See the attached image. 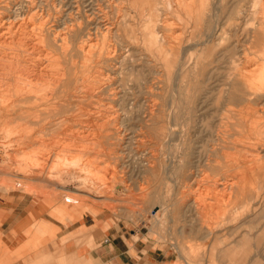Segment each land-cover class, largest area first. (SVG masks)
Instances as JSON below:
<instances>
[{
    "label": "rangeland",
    "instance_id": "rangeland-1",
    "mask_svg": "<svg viewBox=\"0 0 264 264\" xmlns=\"http://www.w3.org/2000/svg\"><path fill=\"white\" fill-rule=\"evenodd\" d=\"M35 1L39 4L45 1L43 9L53 13L54 22L50 23L57 25L56 29L72 27L77 23L86 36L89 31L93 32L91 29L95 24L100 29L105 25L113 26L114 37L107 38L119 49L121 57L118 65L124 64L117 78L131 71H126L125 67H135V75L143 74L154 85L157 78H162L161 84L165 89L163 96L158 99L159 102L165 100L170 103L172 99L179 98L181 91L180 108L175 107L172 112V116L179 121L172 126L166 138L159 135L156 126L152 125H157L166 116L159 114L154 123L147 121L141 110H138L137 103L142 101L132 104V94L138 93L137 88H133V93L126 96L125 110L114 105L119 112L113 125L120 130L119 135L114 138L113 135L103 138L104 132L95 130L94 134H99L96 137L84 125L89 120H98L97 113L91 117L87 115L94 106L101 102L100 110L103 111L110 105L103 96L96 100L88 97L85 100L90 103L84 100L80 109L71 108L64 113L63 122L58 127L54 126L53 130L46 129V126L43 129L45 120L41 121L43 117L38 118L31 124V129L34 130L31 131L32 137H28L30 139L21 144L15 141L21 138L20 132H6L0 128V203L3 205L0 206V264H93L91 257L82 259L83 256L80 255L81 259H78L70 250L73 248V237L77 236L79 230L75 228L77 221L84 219L88 223L84 228L90 229L92 237L97 232L102 233L101 238H106L109 228L117 226L120 232L121 229H127L124 238L129 244L140 238L143 241L146 238L153 240V247L165 259L158 264H222L224 259H232L236 251L231 248L227 250V254L224 251L226 247L233 245L244 228H250L246 221L250 223L253 218V228L261 225L264 227V211L260 209V206L264 209V168H261L259 178L248 183L252 190L248 198L238 196L233 192L235 189L228 188L235 187L241 176V170L236 167L237 163H241L246 157L264 156V136H261L264 135V90L254 106L246 100L251 97L241 96L246 88L233 87L231 83L230 86L224 85V82L227 73L235 72L234 66H231L233 59L237 60L240 68L243 56L252 59L246 62L247 71H257V67L264 63V42L261 43L264 37H261L259 47L253 45L254 29L247 28L248 32H244L248 20L254 26L258 22L264 24V0L260 2L258 14L251 12L250 5L253 0H196L194 9V6L187 5L188 0H159L152 30L154 37L164 36L167 39L163 43L165 49H174L175 54L164 63L167 66L157 58L149 56L147 52V9L150 6L148 8L140 0ZM238 24L243 26L238 28ZM214 25L228 29L227 35H220L218 40L216 36L212 39L206 38L207 29L212 32L210 26ZM130 28L132 32H129ZM255 47H259L260 51ZM99 70L104 71L102 68ZM166 70L170 74L168 77L165 75ZM179 85L181 90L177 88ZM241 92L242 94H238ZM151 99L154 100L155 97ZM231 99L236 101L230 102ZM169 103L165 106L166 112L170 110L167 108ZM241 111L244 113L240 115ZM242 115L244 121H247L246 125L256 122L255 125L260 126L259 134L254 135L257 141L253 139V135H250L251 139H241L231 127L243 124L240 122ZM0 119L5 120L6 117L2 114ZM72 121H75V125ZM79 121L81 125H78ZM62 127L65 128L62 130ZM228 127L231 129L229 134ZM88 138L93 139L92 142L96 141L97 145L92 144ZM240 139L245 142L241 143ZM40 143L42 146L38 147ZM217 151L224 158H229L226 155L231 156L227 166L224 159L218 158V170L215 173L208 172L202 165L194 167L196 155L201 153L204 157L209 153L211 156ZM23 156L32 158L29 162L32 171L27 175L21 173L20 163ZM224 178L227 183L219 184ZM23 193L30 199V204H35L37 212L32 208L23 210ZM18 214L21 220L17 219ZM6 216L9 219L3 222L2 217ZM117 239L115 241L118 243ZM45 244L52 248L53 260L50 262H44L46 256L35 251L41 245L43 249ZM259 245L258 258L261 259L264 257V244L261 242Z\"/></svg>",
    "mask_w": 264,
    "mask_h": 264
},
{
    "label": "bare ground",
    "instance_id": "bare-ground-1",
    "mask_svg": "<svg viewBox=\"0 0 264 264\" xmlns=\"http://www.w3.org/2000/svg\"><path fill=\"white\" fill-rule=\"evenodd\" d=\"M39 1H41V0H39ZM140 1L142 4L147 5L148 8L150 6V8L147 9V10H149V13H147V14H149V24L146 27L147 33H148V43H149L148 47H147V52H148L149 56L155 57L159 61L163 62V64L164 63L166 64L167 61L169 59H171L172 55L175 54L173 51L174 49L173 50H171V48L165 49L163 47V43H165V41L167 39H165L164 36H161L160 38H158V36L154 37V33L152 30V22H153V19L155 17V14L157 13L156 5L160 2H159V0H140ZM173 1H176V0H173ZM181 1H185V0H179V2H181ZM195 1L196 0H188V3L187 2L186 3H187V5L190 4V5L194 6L193 7V9H194L196 6V5H194V4H196ZM202 1H201V3H202ZM44 2H41L39 4V3H36L35 0H0V116L3 114L6 117L5 120L0 119L1 130H4L6 132H12V131H16V133L20 132L21 138H18L15 141L21 144V143L25 142V140L28 139V137H30V138L32 137L31 133L34 132V130L32 131L31 124H34L38 118L43 117L41 121L45 120L43 122V129L46 126L45 127L46 129L53 130L54 126L58 127L60 125V123L63 122L62 118L65 116L64 113L69 112L71 108L76 109V107H77V110H78L81 107H83L81 105L84 103V100L86 98L90 97V99L93 98L96 100V99L100 98L101 96H103V98L105 100L109 101L110 105L107 106L106 108H104L103 111H101L100 106H102V105H99L101 102L98 104L99 106L96 105L97 104L96 103L95 104L96 106H94L93 109H91L92 111H89L88 113L87 112L86 113H87V115H89V117H91L93 114L97 113L98 114L97 115L98 120H95V119L93 121L89 120V122H87V124H84V125L87 128V130H89V133H90V130H91V132H93L95 130L97 132L103 131L104 132V134L102 136L103 138H109L110 135H113V138H114V137H117L119 135L120 130L118 129L117 126L113 125V122L115 121V118L118 117L117 115H118L119 109L122 107V109L125 110V106H124L125 104L124 103L126 102L125 100H126L127 94L130 93L133 88H137V91H138L137 95L132 94L133 92L130 93L134 96V98L132 99L133 100L132 104L134 102L142 101L141 103L140 102L137 103L138 108H139L138 110H141V113L147 118V121H149L150 123H154L155 119L158 117L159 114H161L162 116L164 114L166 116V118L165 117L162 118L158 122L157 125H152V126H156V128L158 129L157 132L159 133V135H162L166 138L169 134L168 133L169 130L172 129V126L177 125V122L179 121V120H177V117L172 116V112H173V108H175V107L180 108L181 91L179 93L178 99H172L170 101V103L168 102L170 108L169 107H167V108L170 110L168 112H166L165 106L168 103L164 99H163L164 101L162 100L163 102L158 101V99H160V97L163 96V92L165 89L164 86L161 84L162 78L161 79L157 78V82L155 83V85L151 84L153 82H150V79L143 77L142 76L143 74L135 75L133 73L135 67L134 68L133 67H131V68L125 67L126 71L128 69L131 71L130 72L127 71V72H125V75L123 77L117 78L118 77L117 75L119 73H121L120 70H123L124 64L121 65L122 67L120 65H118L120 63L119 59L121 57V55L119 53V49L116 47L115 44H111L112 42L110 43L109 42L110 40L107 38L108 36H109V38L114 37L113 26H111V25L106 26L104 24L105 27L102 26L103 28L100 29V27L95 24L94 27L91 29V30H93V32L91 31L92 33H90V31H89V33H87L86 36L83 34L81 27L77 23H76V25H73V26L71 25L72 27H63V28L61 27V29H56L57 25L54 26L52 23H50V21H52V18H53V13H51V11H50V13L48 11L45 12L46 11V10L44 11L45 8L43 9L42 5L45 4ZM208 2H209V0H208ZM260 2H262V1L261 0H253L252 1V5H250V8H252L251 12L253 14H256V13L258 14V12L260 10L259 9ZM51 5L54 6V4H51ZM200 5H199V7H200ZM178 6H179V3H178ZM181 6H182V4H181ZM201 8H203V6H201ZM189 9H192V8H189ZM203 9H205V8H203ZM144 11H146V10H144ZM183 12H185V11H183ZM202 14H203V11H202ZM229 14H230V12H229ZM241 17H243V16H241ZM247 18H249V15L247 16ZM59 19H60V17H59ZM63 19H64V17H63ZM227 19H229V18H227ZM250 19H252V18H250ZM55 20H57V19H55ZM249 21L250 20L246 21L248 25L244 24L246 26V28L244 29V32H246L247 28L249 30L254 29L255 40H254V44L253 43L252 44L253 45L256 44V46H259V42L262 40L261 37H264V24L257 21L258 24H256L254 26L253 22H249ZM52 22H54V21H52ZM227 22H228V20H227ZM238 25H239L238 28L240 26H243L242 24L241 25L238 24ZM217 27H218V25L210 26L212 32L209 29H207L208 32L206 33L205 37L208 39L209 38L212 39L213 37L216 36V39H217V37H219L220 35L226 34V32L228 30L227 28H226L227 30H225V29H222L221 27H218V30H217ZM219 30H220V33L218 32ZM129 32H132L131 28L129 29ZM247 32H248V30H247ZM243 34L244 33L242 32V35ZM165 36H167L166 33H165ZM247 36H248V33H247ZM83 37H85V38H83ZM125 39H127V38H125ZM208 39H207V41H208ZM129 40H130V38H129ZM177 40H179V39H177ZM263 42L264 41L262 40L261 43H263ZM129 43H130V45H132V43L130 41H129ZM170 45H171V43H170ZM172 46H174V44ZM259 47H258V49H259ZM232 48H233V46H232ZM179 49H180L179 51L181 52L182 48L180 47ZM258 49L256 48V50H258ZM262 49H264V48H262ZM248 50H250V48ZM128 51H129V49H128ZM251 51H253V48L251 49ZM258 51H260V50H258ZM258 51H257V53H258ZM175 52L177 55L176 50H175ZM235 52L237 53V51H235ZM233 54H235V53L233 52ZM237 56H238V54H237ZM247 56L249 57V55H247ZM175 57H174V59H175ZM75 59H77L78 61H75ZM237 59H238V57H237ZM259 59H261L260 56H259ZM205 60H207V59H205ZM241 60H242V62H240V65L242 66L241 68L239 67V65L237 66V63H238L237 60H234V59L231 60V63H232L231 66H234L233 68L235 69V72L232 71V73H227V78H226V81L224 82V85L230 86L229 83H231V85L233 87H238V86L240 87L241 86L243 88H246V91L241 96L245 95V96L251 97V99H246V100H247V102L249 100V102L254 104L255 102H257L259 100V95L261 94L262 90H264L261 88V87H264V70H263L264 63L260 64V66L257 67L259 69L257 71L256 70L251 71L250 69L247 71L245 69V66L247 64L246 62H249L252 59L249 60V58H247L246 56H243V59H241ZM203 62H204V60H203ZM179 63H180V61H179ZM165 66H167V65H165ZM100 68L104 69V71L102 72L101 70H99ZM136 68H138V67H136ZM157 73L158 72H156V74ZM168 74H169V72L167 71L165 73L166 77H168ZM222 76L225 77V75H222ZM222 79H224V78H222ZM172 86H173V84H172ZM241 87H240V89H241ZM177 88H180V90H181V85H179V87H177ZM175 89H176V87H175ZM76 90H78V92ZM226 90H228V89H226ZM236 94H237V92H236ZM238 94H242V92L238 93ZM220 96H222V95H220ZM220 96H219V98H220ZM127 97H129V96H127ZM152 97H155V99L154 100L151 99ZM138 98H139V100H138ZM224 98H226V97H224ZM233 99H231L230 102L236 101ZM85 101L87 103L88 102L90 103V101H87V100H85ZM238 101H239V97H238ZM92 102H94V100L91 101V103ZM96 102H99V101H96ZM203 102L201 104H204ZM216 102L218 103V101H216ZM111 103H113V105H111ZM224 103H226V102H224ZM251 103L249 105H251ZM86 105H88V104H86ZM114 105H117L119 109L115 108ZM215 105H217V104H215ZM255 105H257V104H254V106ZM90 107H92V106H90ZM221 107L223 108L224 106L221 105ZM235 107H237V105ZM247 107H249L248 104H247ZM239 108H242V107H239ZM255 108H257V107H255ZM226 109H227V107H226ZM250 109H252V108L250 107ZM89 110H90V108H89ZM236 110H237V108H236ZM74 112L76 113V111H74ZM84 112H85V110H84ZM245 112H246V110H245ZM253 112H256V110H254ZM121 113H123V111ZM241 113H242V111L240 112V115H241ZM122 115L125 116L124 114H122ZM245 115H246V113H245ZM120 116H121V114H120ZM190 117H192V116H190ZM241 117H242V120L241 121L239 120V121L243 124L241 126H239V125L234 126L233 125L231 127L237 131V134L241 136V139H251L250 135H253V139L255 141H257L258 139L254 135H257V133L259 132L258 130L260 129V126L255 125L256 122L255 123L251 122V124L248 123V125H246L247 121H244L243 115ZM252 117H254V116L252 115ZM215 118H217V117H215ZM249 118H251V117H249ZM77 120H79V119H77ZM190 120L191 119H189V122H190ZM228 121H229V119H228ZM253 121H255V120L253 119ZM78 123H79L78 125H81L80 121ZM3 124H5V125L3 126ZM114 124H116V123H114ZM119 124L120 123H118V126H119ZM64 125L66 126V124H64ZM74 125H75V123H74ZM61 126H62V124H61ZM76 126H77V124H76ZM120 126H122V125H120ZM34 128H35V126H34ZM63 128H65V127H62V130H63ZM121 128H123V127H121ZM36 129L39 130L38 128H36ZM59 130H61V127ZM225 130H226V128H225ZM229 130H231V129L228 127L227 128L228 134H229ZM82 132H83V130H82ZM93 134H94V132H93ZM217 134H218V132H217ZM98 135H99L98 133L94 134V136H96V137H98ZM101 135H102V133H101ZM120 136H119V138L122 137V136L121 137ZM261 136H264V135L262 134ZM96 137H93V138H96ZM222 140H224V139L222 138ZM31 141H32V139H31ZM89 141L92 144L97 145L96 141L92 142L93 139H91V140L89 139ZM97 142H98V140H97ZM226 142H227V140H226ZM240 142L243 143L245 141L243 140V142H242V140H241ZM35 143H37V142H35ZM41 143H40V145L38 144V147L42 146ZM217 143H220V142H217ZM222 143H224V142H222ZM224 145L225 144H223V146ZM218 148H220V147H218ZM218 153H219V151H217V153H212L214 155H211V156L208 155L209 154L208 153V154L204 155V157L202 156L201 153L199 156L196 155L195 160H194V164H195L194 167L197 168L198 166L202 165V166L206 167V170L210 173L217 172V170H218L217 165L219 164L217 161L218 158L224 159L223 161H225L226 166H227L229 160L231 159L230 155L225 154L229 158H224L221 155L219 156ZM256 154H259V153H256ZM153 156H154L153 158L156 159V156L155 155H153ZM22 160L23 161H21V163H20L21 173H22V175H27L32 171V169L30 168V165H29V162L32 161V158H31V156H23ZM38 160H40V158ZM231 161H233V160H231ZM154 163H156V162H154ZM156 164H154V166ZM246 165H248V167ZM147 166H149V165H147ZM154 166H153V169H154ZM236 167H239V169L241 170V176H239V180L237 181V185L235 187L228 186V188L235 189V192H237V193L241 192L242 190H246V189L251 190V188L248 186V183L251 180L259 178L258 175L261 172V168H264V156L260 157V155H259V157H258V155H257V157H253V158L246 157L245 159H243V161L241 163L240 162L237 163ZM190 169H193V168H190ZM196 172H197V170H196ZM187 173H189V171ZM192 176H194V175H192ZM221 181H223V182H219V184L225 185V183H227L225 178L222 179ZM229 183H232V182L230 181ZM233 192H234V190H233Z\"/></svg>",
    "mask_w": 264,
    "mask_h": 264
},
{
    "label": "crops",
    "instance_id": "crops-1",
    "mask_svg": "<svg viewBox=\"0 0 264 264\" xmlns=\"http://www.w3.org/2000/svg\"><path fill=\"white\" fill-rule=\"evenodd\" d=\"M251 191L250 189H246L238 193L236 192V194L248 198ZM23 197V210L32 208V210L37 212L35 204H30V199H27L24 193ZM0 206L3 207L1 203ZM260 207L261 211H264L263 207ZM8 219V216L2 217L3 222ZM17 219L21 220L20 214H18ZM86 220L87 219L82 221L78 220L75 227L79 228V230L77 231V236L73 237V248H70L75 258L81 259L80 255L83 256L82 259L91 257L93 264H158L160 261H165V259L162 258L163 254L158 252L156 250L157 248L153 247V240L146 238V240L143 241L140 240V238L129 244L124 238V232H127V229H121L122 232H120V228H117V226L109 228V234L107 233L106 238H101L102 233L97 232L94 233L92 237L90 229L84 228L88 226ZM250 220V223L246 221L250 228H244L241 235L233 242V245L228 248L226 247L224 253H229L227 250L230 248L236 252L234 251L235 254L232 259H224L222 264H264V257L261 259L258 258L260 249L259 244H261V242L264 244V227L261 225L253 228V218ZM115 239L118 240V243ZM42 246L43 245H41V247ZM41 247L35 249V251L46 256L44 262L52 261L51 245L45 244L43 249ZM168 260L169 259H167V261Z\"/></svg>",
    "mask_w": 264,
    "mask_h": 264
}]
</instances>
